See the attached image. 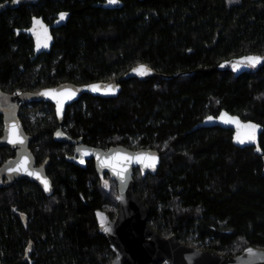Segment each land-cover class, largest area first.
<instances>
[{
  "label": "trees",
  "instance_id": "trees-1",
  "mask_svg": "<svg viewBox=\"0 0 264 264\" xmlns=\"http://www.w3.org/2000/svg\"><path fill=\"white\" fill-rule=\"evenodd\" d=\"M247 55H264V0H0V87L8 92L150 69L122 80L118 97L82 95L67 106L63 128L92 146L156 149L157 170L133 172L149 225L229 256L264 248V64L224 67ZM20 109L27 120L45 109L27 130L37 162L49 158L54 192L45 196L27 179L0 189V264H110L94 211L115 217V180L92 161L83 168L69 159L73 146L54 138L53 104ZM223 111L258 126L255 139L241 143L235 129L214 124ZM8 154L0 148V159ZM11 204L30 214L28 225Z\"/></svg>",
  "mask_w": 264,
  "mask_h": 264
},
{
  "label": "water",
  "instance_id": "water-1",
  "mask_svg": "<svg viewBox=\"0 0 264 264\" xmlns=\"http://www.w3.org/2000/svg\"><path fill=\"white\" fill-rule=\"evenodd\" d=\"M136 72L128 71L121 76L109 80H99L88 83L76 84L74 82H61L53 86L42 87L35 91H22L9 93L0 88V113L3 114L4 129L0 136V146H8L16 149L13 157L8 158L0 165V180L3 176L8 179L6 183L13 182L14 179L27 178L37 183L47 196L54 192L52 181L46 173V166L49 163L47 158L40 165H35V157L29 147L32 136L26 134L22 123L17 115L21 103L49 102L54 105L55 115L59 123L54 131V138L58 141L75 144L74 162L85 168L87 160H94V167L99 173H108L117 185V214L114 218L104 209H96L94 214L98 226V232L103 235L109 244L113 257L110 264H264V248L247 246L240 253L229 256L214 250L198 248L194 245L179 241L175 234L164 236L148 223L150 208L145 205L134 191V169L140 168L143 171L155 172L159 165L160 156L154 148H130L122 144L111 145L102 148L89 145L83 142L81 136L71 137L62 128L64 114L68 105L77 101L82 95L90 94L103 98L118 97L122 91L120 82L126 80ZM148 75L149 72L147 73ZM152 75V74H151ZM154 76H162L153 74ZM99 86L98 91H94L90 86ZM114 87L115 92L108 91V87ZM54 90L55 94L45 95L46 92ZM70 91L74 93L71 99H64L58 95L61 92ZM63 100V107L60 114H57L58 101ZM229 118H235V122H226ZM213 123L227 128L235 129L237 135L243 139L250 133L246 125L251 122L242 120L236 114L221 112L213 119ZM15 135L23 142L11 143ZM258 129L255 131V136ZM84 153H87L85 155ZM141 154L154 155L156 158L154 167H145L144 163H138L135 159L126 161L124 156L137 157ZM27 161V171H11ZM83 161V162H81ZM29 172H38L41 178L48 181V190L42 179ZM264 173V167H263ZM98 213H102L104 223ZM108 229L105 231V229ZM251 250V251H249Z\"/></svg>",
  "mask_w": 264,
  "mask_h": 264
},
{
  "label": "snow or ice",
  "instance_id": "snow-or-ice-1",
  "mask_svg": "<svg viewBox=\"0 0 264 264\" xmlns=\"http://www.w3.org/2000/svg\"><path fill=\"white\" fill-rule=\"evenodd\" d=\"M117 2H118V0H109V3H117ZM66 15H67L66 13H61L60 14V19H64V17ZM36 23H39V22L36 21ZM44 46L46 47L47 44H45ZM262 60H264V57L248 56V57L242 58L241 61L236 62L233 65V67H234V69H238V68L241 67L242 64L251 65V66L254 67L256 64L260 63ZM133 71H135L137 74L143 76V75H146L150 71V69H148L144 65H139L137 68L133 69ZM90 87H92V89L94 91H98L99 90V86H95L94 85V86H90ZM108 91L115 92L116 89L114 87L109 86L108 87ZM44 94L45 95H50V94H55V93H54V90H52L51 92H46ZM58 95L64 97V99H71L72 96L74 95V93H72L70 91H67V92H61ZM62 107H63V100H60V101H58V108H57V114L58 115L60 114V111H61ZM209 119H211V118H209ZM226 122H235V118H229V120H227ZM245 127L251 130L250 133L246 136V139L254 140L255 139V131H256L258 126L249 124V125H246ZM13 136H14V138L10 141L11 143L15 144L17 142H20V143L23 142L22 140H20V138L18 136L15 135V131H13ZM237 139L240 140L239 136L237 137ZM240 142L243 143L244 140H240ZM84 154L87 155V153H84ZM122 159H124L126 161H131V160L135 159L136 162H138V163H144L145 167H154L155 166V161H156V158H155L154 155H144V154H141L140 156H137V157L124 156V157H122ZM81 162H83V161H81ZM26 165H27V161L25 160L20 166H18L15 169H11V171H17V172L21 171V170L27 171ZM28 174L29 175H35L38 178H41L39 176L38 172H29ZM41 179H42V183L45 185V190H48V181H47V179H45V178H41ZM98 216H99V218L101 220V224L103 225V223H104L103 214L102 213H98ZM107 230L108 229L106 228L105 231H107ZM249 251H251V250H249Z\"/></svg>",
  "mask_w": 264,
  "mask_h": 264
},
{
  "label": "flooded vegetation",
  "instance_id": "flooded-vegetation-1",
  "mask_svg": "<svg viewBox=\"0 0 264 264\" xmlns=\"http://www.w3.org/2000/svg\"><path fill=\"white\" fill-rule=\"evenodd\" d=\"M36 30V29H35ZM46 31H47V29H46ZM46 31L44 30V36L42 37V35H40V37L38 36V39H39V42L38 43H43L44 42V40L47 38V33H46ZM35 33L36 34H38V32H37V30L35 31ZM1 88V87H0ZM2 89V88H1ZM3 91H6V90H4V89H2ZM6 92H8V91H6ZM9 93H13V92H9ZM23 103H21L20 104V108H21V105H22ZM54 106V105H53ZM19 108V111L17 112V115H18V117H19V119H20V121H21V123H22V126H23V128H24V131L26 132V134H28V135H30V136H32V134L27 130V127H28V125H29V123H31V122H33V121H35V119L36 118H34V119H32V117H31V113L28 115V120H27V115L26 114H24V115H22L20 112H21V109ZM24 121H25V123L27 124V126H25L24 125ZM58 126H59V124H58ZM58 126L55 128V130L58 128ZM62 128H63V125H62ZM3 129H4V122H3V114L2 113H0V136H2V134H3ZM54 130V131H55ZM63 130H64V128H63ZM64 132L66 133V134H68L65 130H64ZM69 135V134H68ZM70 136V135H69ZM72 137V136H71ZM78 137V136H77ZM32 140H33V136H32V139H31V141H30V143H29V147H30V145H31V142H32ZM60 142H62V141H60ZM84 142V141H83ZM65 143H68V142H65ZM68 144H70V143H68ZM70 145H72L73 146V154L70 156V160L73 162V163H75L74 162V153H75V144H70ZM2 147H7V148H9L10 150H12V154H8V155H6V157H5V159H0V165L4 162V161H6L8 158H10V157H13L14 155H15V153H16V149H13V148H11V147H8V146H0V148H2ZM31 149V148H30ZM33 155H34V153H33ZM35 157V156H34ZM47 159V158H46ZM45 159V160H46ZM49 159V158H48ZM35 160H36V162H35V165H40L41 163H43L45 160H43V161H41V162H37V159L35 158ZM88 161H92L93 162V165H94V160L93 159H88L87 160V163H88ZM49 164V163H48ZM76 164V163H75ZM77 165V164H76ZM48 166V165H47ZM47 166H46V168H47ZM79 166V165H78ZM95 168V167H94ZM96 170V169H95ZM97 171V170H96ZM8 178L6 177V176H3L2 177V180H0V189H7V188H11V187H17L19 184L18 183H15L16 181H20V180H24V179H27V178H24V179H14V181L13 182H10V183H6V180H7ZM28 180V179H27ZM30 181V180H29ZM31 182H33V181H31ZM18 184V185H17ZM37 184V183H36ZM38 185V184H37ZM39 186V185H38ZM117 186V185H116ZM39 188L41 189V191L45 194V196H47L46 195V193L42 190V188L39 186ZM104 210H106L107 211V209H104ZM117 210V209H116ZM10 211H11V214H12V216H14V217H16V218H18L23 224H25V225H28L29 224V222L31 221V216H30V214L26 211V210H23V209H21V208H19L17 205H10ZM95 212V211H94ZM96 219V218H95ZM34 249V247H33V244H31V243H29L28 245H27V251H28V254H30L31 253V251Z\"/></svg>",
  "mask_w": 264,
  "mask_h": 264
},
{
  "label": "rangeland",
  "instance_id": "rangeland-1",
  "mask_svg": "<svg viewBox=\"0 0 264 264\" xmlns=\"http://www.w3.org/2000/svg\"><path fill=\"white\" fill-rule=\"evenodd\" d=\"M237 2H238V0H226L227 5H229V6H232V5L236 4ZM248 56H259V57H264V55H247V56H244V57H248ZM244 57H241V58H238V59L231 60V61L225 63V64H224V67H229L234 73H237V72H240V71H243V70H251V69H254V68L258 67V66L261 65V64H264V60H262L260 63L256 64L254 67L251 66V65H244V64H242L240 68H238V69H234L233 65H234L236 62L241 61L242 58H244ZM44 110H45V109H41V111H38V112H36V113H32V114H31L32 119H34V118H36L37 116H41V115H43L44 113H46ZM243 140H244V139H243ZM108 207H111V206H108ZM108 207H107V208H108ZM116 209H117V207H116ZM187 244H188V243H187ZM189 244L198 247V242L195 241V240H192V242H190ZM198 248H200V247H198Z\"/></svg>",
  "mask_w": 264,
  "mask_h": 264
}]
</instances>
